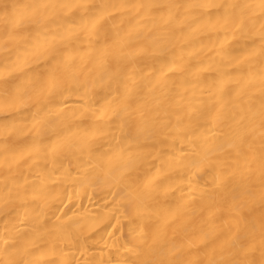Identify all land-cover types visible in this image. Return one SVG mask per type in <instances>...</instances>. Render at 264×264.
Listing matches in <instances>:
<instances>
[{
    "label": "bare ground",
    "instance_id": "1",
    "mask_svg": "<svg viewBox=\"0 0 264 264\" xmlns=\"http://www.w3.org/2000/svg\"><path fill=\"white\" fill-rule=\"evenodd\" d=\"M244 3L0 0V249L39 247L61 264H122L141 219L122 185L148 193L154 233L186 239L181 259L197 264L226 247L243 219L204 200L208 172L186 167L181 132L164 120L135 143L121 140L137 121L113 116L104 80L123 53L151 88H172L178 107L186 94L206 101L205 124L257 98L264 12L228 6ZM86 134L82 156L73 145ZM129 149L135 163L119 185L87 167L104 153L107 167ZM52 230L66 241L59 249L39 243Z\"/></svg>",
    "mask_w": 264,
    "mask_h": 264
},
{
    "label": "clouds",
    "instance_id": "2",
    "mask_svg": "<svg viewBox=\"0 0 264 264\" xmlns=\"http://www.w3.org/2000/svg\"><path fill=\"white\" fill-rule=\"evenodd\" d=\"M49 6L55 7L54 4ZM228 6L258 8L264 12V0H245L244 5ZM255 63L259 70L253 87L259 96L231 107L209 124L203 123L204 112L208 110L206 101L190 100L186 94V106L178 107L172 88L167 85L151 88L147 72L129 64L123 53H118L115 63L105 69L104 84L116 105L113 116L127 117L128 126L132 120L137 121L133 131L127 135L121 133V140L135 143L141 134L155 132L160 122L166 120L170 128L181 132L184 143L189 145L185 153L189 171L197 175L208 172L204 200L212 207L223 208L226 213L243 219L224 249L197 264H264V47L258 51ZM33 87L40 95L45 90L42 85ZM10 96L11 93L6 92L2 98ZM24 98H29V93H24ZM73 146L82 156L88 153L89 136L76 137ZM106 157L107 153L93 156L87 167L106 180L121 184L123 173L135 163V154L129 149L107 167ZM121 194L123 199L141 209L140 222L130 240L131 255L122 264H192L179 255L186 246V239L176 241L153 232L146 191L122 185ZM39 243L59 249L66 241L58 231L52 230ZM0 264H61V261L44 258L37 247L34 250L17 248L13 253L0 249Z\"/></svg>",
    "mask_w": 264,
    "mask_h": 264
}]
</instances>
